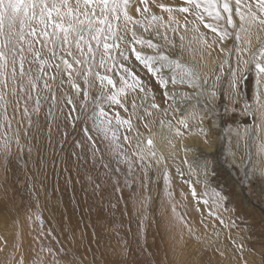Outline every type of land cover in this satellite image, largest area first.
<instances>
[{"label": "snow or ice", "instance_id": "obj_1", "mask_svg": "<svg viewBox=\"0 0 264 264\" xmlns=\"http://www.w3.org/2000/svg\"><path fill=\"white\" fill-rule=\"evenodd\" d=\"M213 136L264 193V0H0V264H264Z\"/></svg>", "mask_w": 264, "mask_h": 264}, {"label": "rangeland", "instance_id": "obj_2", "mask_svg": "<svg viewBox=\"0 0 264 264\" xmlns=\"http://www.w3.org/2000/svg\"><path fill=\"white\" fill-rule=\"evenodd\" d=\"M246 90L250 91V89ZM218 115L223 116V107H220L218 109ZM215 146L214 151H217V148L219 149V154L216 156L217 164L220 170V176H219V182L221 184H226L229 192L232 195L233 200L236 202V204L239 207L240 215L242 219L253 228V236L254 239H256L255 247L257 250L259 249V237L261 235V228L264 226V193L261 192V186L254 185L252 187H240L235 186L233 187L231 180H229V169L227 167V164L225 162V153L228 147V140L226 137H220L217 139V136L212 137ZM60 167H57V173H59V189L60 191L56 193L53 197V202L57 198H60L63 200L65 204L68 205V212L67 214L71 217L72 222L75 223L80 219V210H74V204L75 201H80L81 206H84V199H85V191L84 188H82L81 183L76 182L77 179H83L82 177L78 178L76 176L75 171L72 172V184L65 185L64 176L66 175L63 172H60ZM48 188L46 191H51L52 186L56 184L57 182V175L53 173L52 167H48ZM234 175V173H233ZM84 187H87L85 184ZM90 193V189H89ZM9 196H12V192H9ZM16 201L19 202V195L16 196ZM94 219V215H93ZM85 220H87V217H85ZM29 223L28 221H23V227L24 232L26 235L27 240H31L30 236H27V232L29 229ZM83 227V225H81ZM91 234V229H89V235ZM105 242H107V238L105 239ZM112 244H115V238H112ZM93 250L95 251V246L93 245ZM100 253H97V258L99 259ZM87 259L91 260L92 255L89 253L87 255ZM257 261L259 260V257H256Z\"/></svg>", "mask_w": 264, "mask_h": 264}, {"label": "bare ground", "instance_id": "obj_3", "mask_svg": "<svg viewBox=\"0 0 264 264\" xmlns=\"http://www.w3.org/2000/svg\"><path fill=\"white\" fill-rule=\"evenodd\" d=\"M214 146H215V143H214V145H213V149H214ZM214 151V150H213Z\"/></svg>", "mask_w": 264, "mask_h": 264}]
</instances>
